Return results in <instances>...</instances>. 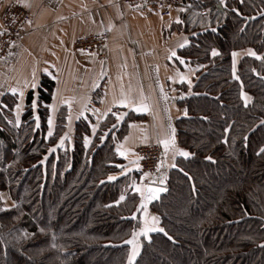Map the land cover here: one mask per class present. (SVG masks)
Here are the masks:
<instances>
[{
	"label": "trees",
	"instance_id": "obj_1",
	"mask_svg": "<svg viewBox=\"0 0 264 264\" xmlns=\"http://www.w3.org/2000/svg\"><path fill=\"white\" fill-rule=\"evenodd\" d=\"M169 1L186 7L178 27L188 42L174 63L197 69L192 85L178 89L187 115L175 122L178 147L190 155L176 159L167 191L147 206L168 235L139 236L133 264H264V60L242 57L239 79L232 67L234 51L264 56V0ZM54 86L40 77L19 125L16 98L0 101V195L7 191L14 202L5 208L0 200V264H128L125 241L142 227L141 197L130 187L136 175L108 177L122 167L115 144L134 117L118 123L107 114L92 136L96 121L87 114L67 137L63 106L49 136Z\"/></svg>",
	"mask_w": 264,
	"mask_h": 264
},
{
	"label": "crops",
	"instance_id": "obj_2",
	"mask_svg": "<svg viewBox=\"0 0 264 264\" xmlns=\"http://www.w3.org/2000/svg\"><path fill=\"white\" fill-rule=\"evenodd\" d=\"M11 4L22 7L31 16L24 36L0 61V101L5 95L16 98L15 121L22 117L27 92L36 90L42 75L50 76L55 86L48 105L49 116L54 122L61 107L68 109L67 137L73 123L87 114L93 115L96 121L92 136L107 114L115 113L117 119L121 114V119L130 115L134 120L128 123L125 136L115 144V152L123 164L113 176L134 173L136 176L130 180L132 190L134 186H143L145 181L166 186L167 174L176 159L182 157L178 151L182 149L178 147L176 131L174 147L167 153L159 141L171 136L176 120L185 116L186 108L179 103V90L192 85L197 71L180 61V66L174 63L178 50L188 42V36L178 27L185 5L175 1L171 17L161 19L149 8H132L118 0H0V18ZM101 32L108 34L103 60L74 50L73 42L77 37ZM249 49L234 51L237 53L235 71L239 60L250 56ZM33 71L35 88L31 87ZM12 88H17L18 92L13 93ZM19 90H23V98ZM121 92L134 102L133 106L114 103ZM65 100L69 103H62ZM141 103L147 105L146 111L136 110L135 105ZM17 104L22 105L19 113ZM50 105H54L55 110ZM87 138L90 142L91 137ZM149 145H158L162 157L155 174L146 177L139 173L136 150ZM118 148L125 155H120ZM161 179L163 184H160ZM145 215L155 216L148 209L142 211L141 217ZM156 227L159 228V224Z\"/></svg>",
	"mask_w": 264,
	"mask_h": 264
},
{
	"label": "built area",
	"instance_id": "obj_3",
	"mask_svg": "<svg viewBox=\"0 0 264 264\" xmlns=\"http://www.w3.org/2000/svg\"><path fill=\"white\" fill-rule=\"evenodd\" d=\"M120 4L132 8H149L161 19H168L172 14V5L169 0H118ZM202 15L205 11L202 10ZM31 20L28 11L22 7L11 4L0 18V61L8 51L25 34V27ZM108 42V34L105 32L87 34L77 37L73 42V48L82 55H94L99 60L105 58V48ZM83 50V51H81ZM138 165L141 174L152 176L161 160V148L158 145L143 146L136 150ZM147 173L148 175H145ZM149 184L145 181L144 185Z\"/></svg>",
	"mask_w": 264,
	"mask_h": 264
},
{
	"label": "snow or ice",
	"instance_id": "obj_4",
	"mask_svg": "<svg viewBox=\"0 0 264 264\" xmlns=\"http://www.w3.org/2000/svg\"><path fill=\"white\" fill-rule=\"evenodd\" d=\"M241 2H243V0H241ZM220 3L224 4L225 0H220ZM25 6L26 7H30L29 4H26ZM183 10L184 9H180V11H183ZM233 11H236V10L233 9ZM262 14H264V13H262ZM177 22H180L179 19L177 20ZM29 23H31V21H29ZM213 31H215V29H213ZM0 34H3V33H0ZM185 43H187V41H185ZM81 51H83V50H81ZM217 54H218L217 50L216 49H212V55L216 56ZM172 55L175 56L176 53L173 52ZM236 55H237V53H235V52L232 53V56H233V76H234V78L239 79V77L236 76V74H235V65H236L235 57H236ZM248 55L253 56V57H255L256 59H259V60H264V56H258L257 53L252 51L251 49L248 50ZM253 71H255V70H253ZM35 77H36V73H35V71H33V81L31 83V87L32 88L37 87V85L35 83ZM183 79L184 78L181 77V80H183ZM26 85H27V82H26ZM11 91L13 93H17L18 89L17 88H12ZM240 95H241V98L244 99L245 104L247 105V103L249 102L250 98L247 97L246 94L243 91H241ZM19 96L21 98H23V96H24L23 90H19ZM62 103H69V101L65 100V101H62ZM114 103L119 104V105H123L125 107H128V106H133L134 102L129 97L124 95L123 92H121L120 98L119 99H115ZM36 105H37L36 100H33V102H32L33 109L36 108ZM49 107L52 108L53 110H55V106L54 105H50ZM135 107H136L137 111H146L147 110V105L142 104V103L139 104V105H135ZM21 108H22L21 104H17L16 105L17 113H19ZM114 115H115V113H114ZM122 115L123 114H121V116H118V119L122 118ZM185 115H187V112H185ZM35 119L37 121V127H39V117H35ZM16 123H17V125H19V119L18 118H17ZM261 123H264V121H262ZM52 124H53V118H52V116H49L48 117V125H49V133L48 134H49V136L52 135ZM225 131H227V129ZM174 132H175V129H172V135L171 136H169L166 139H162V140L159 141V143L161 145H163L165 153H167V151L170 148L174 147V144H175ZM63 140H64V137H61V142ZM84 143H85V145H87L89 143L87 137H85ZM117 151L119 152L120 155H122V156L125 155V153L123 151H120L119 148L117 149ZM178 151H179V154L184 156V157H187V156L190 155V153H188L187 151H183V150H178ZM260 152L264 153V147H262L260 149ZM206 159H211V157H206ZM137 167H139V165H137ZM145 175H148V174L145 173ZM115 179H116L115 176H109L108 177V180H110V181L111 180H115ZM163 183H164V180L161 179L160 180V184H163ZM133 190L135 192L139 193L140 197H141L140 204L138 206V210H143L145 212H146V209H147V203L152 201V200L157 199L158 198V194L160 192L165 191V189L163 187H143V186H134ZM124 199H125V196L121 195L119 200L116 201V203H119L120 201H122ZM133 218H135V214H133ZM141 220H142V227L138 231L134 230L132 232V234H131V238L125 241L126 244L131 245L130 251H129L128 256H127L128 264H133V261H135L137 255L140 252L141 245H140L139 240H138L139 236L143 235L144 237H148V234L150 232H155V231L164 232V234L166 236L168 235L167 232H165L163 228H157L156 227V225L159 224V218L158 217H156V216L149 217V216L145 215V216L141 217ZM168 238L171 239L172 237L169 236ZM53 239H55V237H53ZM52 247H56V245L53 244Z\"/></svg>",
	"mask_w": 264,
	"mask_h": 264
},
{
	"label": "water",
	"instance_id": "obj_5",
	"mask_svg": "<svg viewBox=\"0 0 264 264\" xmlns=\"http://www.w3.org/2000/svg\"><path fill=\"white\" fill-rule=\"evenodd\" d=\"M191 95H192V93H183V94H181V97H182L183 99H185V98L190 97ZM145 187H163V188L165 189V191L160 192V193L158 194V198H157V199L148 202V203H147V206H150V205H152V204H154V203H156V202H159L161 196L167 191V188H166L165 186H158V185H155V184H148V185L145 186Z\"/></svg>",
	"mask_w": 264,
	"mask_h": 264
},
{
	"label": "rangeland",
	"instance_id": "obj_6",
	"mask_svg": "<svg viewBox=\"0 0 264 264\" xmlns=\"http://www.w3.org/2000/svg\"><path fill=\"white\" fill-rule=\"evenodd\" d=\"M204 15H206V13L204 14ZM203 15V16H204ZM120 120H122L121 118L119 119V121H118V123H120L121 121ZM132 177H135V176H132ZM2 194V193H1ZM10 199V200H9ZM0 200L2 201V203H3V206L5 207V208H9L10 206H13L14 205V202H13V200L10 198V194H9V192H7V191H5V194L2 196V195H0ZM13 204V205H12Z\"/></svg>",
	"mask_w": 264,
	"mask_h": 264
}]
</instances>
